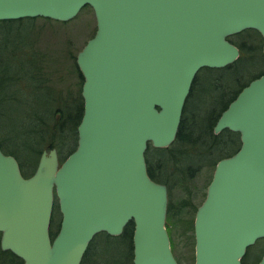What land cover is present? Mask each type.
<instances>
[{"label": "water", "instance_id": "obj_1", "mask_svg": "<svg viewBox=\"0 0 264 264\" xmlns=\"http://www.w3.org/2000/svg\"><path fill=\"white\" fill-rule=\"evenodd\" d=\"M86 6L96 30L75 60L76 147L62 161L43 150L28 177L0 147V248L23 264H81L96 235L133 222L132 264H178L167 186L149 177L145 153L174 142L197 73L238 59L230 36L252 30L264 41V0H0V21L67 22ZM223 130L240 146L216 163L196 210L194 264H242L264 239V74L220 114L213 133ZM54 198L61 220L51 237Z\"/></svg>", "mask_w": 264, "mask_h": 264}, {"label": "trees", "instance_id": "obj_2", "mask_svg": "<svg viewBox=\"0 0 264 264\" xmlns=\"http://www.w3.org/2000/svg\"><path fill=\"white\" fill-rule=\"evenodd\" d=\"M38 19L52 21L43 18L0 21V25L6 27L2 30L3 35H0V105L1 103L19 105L16 108L15 115H20L22 121H24V123L19 124L22 133L20 141L28 152H32L30 170H26L19 162L14 151H6L18 160L22 174L25 177H28L34 171L38 158L44 149L56 148L60 152L66 149L67 155L75 149L77 126L83 114L80 88L76 95H65L63 97L51 87L45 86L42 76L35 77L34 75L36 65L41 62V58L39 59L35 51L28 47L30 45L29 38L27 39L28 42L25 43L22 41L23 37L18 34L23 33V23L30 24ZM14 25L16 26L15 29L11 27ZM246 33L251 35L250 42H239L237 39ZM229 41L238 47L240 57L235 63L225 67L224 71H235L236 67L250 56L264 60L262 53L264 41L257 32L245 31L229 37ZM74 65L76 64L74 63ZM75 68L78 78L83 80L77 66ZM203 70L213 71L212 69ZM262 74H264V71L254 74L249 79L239 74L226 83L222 81L223 78L221 77L211 79L208 85L202 89L203 97L200 108L197 111L190 112L187 106L200 85L197 75L186 100L174 142L163 149L148 146L145 157L149 177L156 182L165 184L167 187L169 181L182 184L183 181L194 176L196 170L206 164L200 163L194 166L190 164L193 162H189L191 158L196 156L213 157L207 163L215 166L219 159L233 154L239 148L238 134L224 130L215 135L213 127L221 112L227 108L241 89ZM19 95L27 97L25 102L18 97ZM23 105L26 106L25 109H21ZM210 107L216 108L215 114L213 119L210 120L211 122L203 128L200 119ZM228 146H233V150L227 152ZM152 152H162L165 156L163 159H159L154 155L152 156ZM182 206L184 207V205ZM182 206L181 208H183ZM132 233L133 222H130L121 236L126 238L128 242V251L124 255V259L128 260L129 264H132L133 258ZM104 235L109 237L106 234ZM95 248L93 249L90 243L81 264H92L94 262L93 259L96 257ZM0 264H23V262L12 253L0 249ZM243 264H245L244 261Z\"/></svg>", "mask_w": 264, "mask_h": 264}, {"label": "rangeland", "instance_id": "obj_3", "mask_svg": "<svg viewBox=\"0 0 264 264\" xmlns=\"http://www.w3.org/2000/svg\"><path fill=\"white\" fill-rule=\"evenodd\" d=\"M11 27L13 29L16 28L15 25ZM4 28L6 27L0 25V35H3L2 30ZM22 28L23 33L20 32L18 35L23 37L22 41L25 43L29 38L30 45L28 47L32 51H35L39 59L41 58V62L36 65L34 71L35 77L42 76L43 84L51 87L63 97L65 95H76L79 88L81 90L83 81L78 78L74 63L76 64L75 58L77 53L82 49L87 40L92 37L96 29V21L92 9L85 7L75 18L67 22L38 19L30 24L23 23ZM250 38L251 35L246 33L237 40L239 42H250ZM223 69H212L213 71L202 69L198 72L200 85L187 106L190 112L197 111L200 108L203 97L202 89L208 85L211 79L221 77L223 78L222 81L226 83L239 74L249 79L254 74L264 71V60H261L259 57L250 56L245 58L236 67L235 71L227 72ZM18 97L23 102L27 99L23 95H19ZM0 106V142L3 145V151L6 154H9L6 150L14 151L19 162L29 171L32 166V152H28L27 148L20 141L22 133L19 124L21 122L24 123V121H22L20 115H15L16 108L19 105L1 103ZM25 108L26 106L23 105L21 109ZM215 109L214 107H210L200 119L203 128L213 119ZM226 150L227 152L232 151L233 146H228ZM67 153L66 149L62 152L58 150L60 161L67 156ZM151 155L159 159H163L165 156L162 152H152ZM212 159L213 157L205 158L201 156L191 158L189 162H193L190 164L194 166L200 163L206 164L196 170L194 176L183 181L182 184L177 182L172 183L171 181L168 183L169 208L166 217V228L172 252L179 264H194L193 220L195 208L203 200L206 187L211 179L214 165L207 162H210ZM53 213L51 230L52 233H55L57 231V224L61 218L56 204ZM121 236L106 237L102 233L97 235L91 242L93 249L96 246V257L93 259L94 262L92 264H129V261L124 259V255L128 251V242L126 238ZM263 247L264 243L260 241L258 244L259 251ZM257 256V249L249 250L247 257L244 259L245 264L254 263L257 260Z\"/></svg>", "mask_w": 264, "mask_h": 264}, {"label": "flooded vegetation", "instance_id": "obj_4", "mask_svg": "<svg viewBox=\"0 0 264 264\" xmlns=\"http://www.w3.org/2000/svg\"><path fill=\"white\" fill-rule=\"evenodd\" d=\"M54 204H55V203H54ZM259 242H260V240H257V241L255 242V244H254L251 248H249V249L247 250L246 254H245V257H247V254H248L249 250H251V249H257V252H258L257 261L254 262V263H252V264H257V262H258V260H259V256H261V254L263 253V249H262L261 251H259V249H258V243H259Z\"/></svg>", "mask_w": 264, "mask_h": 264}]
</instances>
